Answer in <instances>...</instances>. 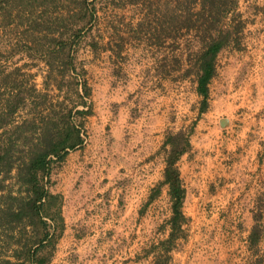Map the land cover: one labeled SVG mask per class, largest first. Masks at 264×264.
I'll return each instance as SVG.
<instances>
[{
    "label": "rangeland",
    "instance_id": "obj_1",
    "mask_svg": "<svg viewBox=\"0 0 264 264\" xmlns=\"http://www.w3.org/2000/svg\"><path fill=\"white\" fill-rule=\"evenodd\" d=\"M60 1V8H48L51 20L77 13V0ZM25 3H1L0 80L7 76L9 90L15 83L26 89L35 84L55 103L61 100L59 65L47 74L38 55L20 52L35 33L30 21L43 10L34 4L30 18ZM89 3L94 18L77 44L75 66L85 71L91 90L90 114L82 125L74 120L83 143L68 150L48 182V190L62 197L64 230L47 264L152 263L146 250L170 231L169 188L148 200L163 179L170 149L165 138L177 133L190 149L176 164L187 221L172 262L264 264V0H223L213 10L203 0ZM209 24L229 43L216 58L201 113L195 63ZM9 90L0 87L4 95ZM32 100L38 103L33 113L22 110L12 119L13 125L24 122L23 138L12 152V170L0 174V264L25 256L38 228L28 216L16 220L13 214L20 203L14 198L27 196L22 164L47 113L40 98ZM255 219L262 238L250 247ZM44 220L52 232L53 222Z\"/></svg>",
    "mask_w": 264,
    "mask_h": 264
},
{
    "label": "trees",
    "instance_id": "obj_2",
    "mask_svg": "<svg viewBox=\"0 0 264 264\" xmlns=\"http://www.w3.org/2000/svg\"><path fill=\"white\" fill-rule=\"evenodd\" d=\"M9 1L14 4L25 1L26 8H23L22 11L24 9L26 12L29 10L30 18L34 14V4L43 9L33 21H30L31 25L29 26L36 34L30 33L28 35L30 39L24 44L25 49L20 52H25L31 58L38 55L45 66L49 68L47 74L54 70L55 64L59 65V81L56 86L61 100L50 103L47 99L48 95L37 92L35 84H31L30 89H26L15 83L9 90V85H5L7 76L0 80V87L3 85L10 91L8 95H4L3 92L0 93V102L2 101L0 106V132L2 131L0 133V174L2 171L8 173L12 170V152L23 138V132L20 130L24 122L21 125H13L14 116L26 109H29V113H33L38 106V103L32 100L33 97L40 98L41 102H38L44 104L46 106L45 111H47L41 119L40 130L36 132L38 137L36 143L33 144L31 157L22 164L21 170L28 185L27 196L14 198L19 199L21 203L17 205V211L13 213L14 218L21 220L23 216H28L32 225H38L37 232L34 235L35 239H33L32 246L25 253V256L16 257L17 261L15 262L4 260V264H47L50 262V255L64 230L62 197L48 190V182H50L53 170L59 168L65 161L68 150L83 143L81 132L74 120L77 119L82 125L85 116L90 114L87 100L91 95V90L84 78L85 71L80 69L77 72L75 62L78 52L77 44L83 31L92 23L95 9L93 4L89 3L90 0H77V13L68 16L69 18L60 17L61 15L57 13L56 18L51 20L48 8L50 6H53L54 9L60 8L62 4L60 0H0V8L4 4H8ZM221 1L223 0H203V3L209 6V10H213L216 6L218 8ZM1 3L4 4L1 5ZM215 12L217 15L220 13L217 10ZM158 38H162L160 33ZM228 38V35L218 31L214 24H209L204 36L201 37V50L197 54L195 63L196 90L202 97L201 113L207 110L208 85L215 75L216 58L229 43ZM29 42L31 44H28ZM3 72L4 70L1 71V74ZM44 83L47 84L46 80ZM28 100H32L31 106L27 103ZM36 128L34 127V129ZM163 146L170 147L165 157L163 179L158 189L154 191L156 194L149 196L148 202L159 194V189L162 186L169 188L171 216L168 224L170 231L166 239L150 245L149 249L146 250V256H153L151 264H174L171 252L176 246V241L186 238L184 224H186L187 219L182 211L186 191L176 164L189 151L190 143L182 133H177L167 135ZM4 214L7 216L9 212L6 211ZM44 218L53 222L52 232L51 225ZM258 222V219H255V224L248 236L250 247H256L262 238V229ZM46 249L50 254L44 256L40 252Z\"/></svg>",
    "mask_w": 264,
    "mask_h": 264
}]
</instances>
